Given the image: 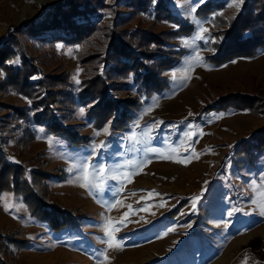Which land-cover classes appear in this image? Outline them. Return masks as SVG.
I'll list each match as a JSON object with an SVG mask.
<instances>
[{"label": "rangeland", "instance_id": "374dc122", "mask_svg": "<svg viewBox=\"0 0 264 264\" xmlns=\"http://www.w3.org/2000/svg\"><path fill=\"white\" fill-rule=\"evenodd\" d=\"M37 1L0 0V46L12 36L19 38L26 58L35 61L47 77L68 73L70 87L66 90L76 93L86 77L84 66L75 57L82 47L50 42L54 36H64L58 30H48L36 40L14 32L20 25L41 22L50 7L67 0H53L44 6H36ZM209 1L213 0L169 1L175 15L194 24V33L167 42V50L185 48L187 53L178 65L164 72L168 90L146 99L135 98L141 106L124 131L113 130L112 120L96 128L76 102L54 108L53 115L86 136L87 146H71L61 137L48 135L42 126L31 124L34 140L22 148L16 145L21 130L6 115L12 114L10 106L29 107L30 103L14 92H0V155L28 172H50V202L84 214L78 226L55 233L30 216L20 197L0 193V236L19 231L16 240L29 243L21 251L5 253L2 259L7 264H264V150L255 152L249 163L237 165L234 161L240 146L264 129V115L234 109L203 113L228 94L264 103V53L252 63L236 58L218 67L209 66L205 58L213 42L212 16L194 17L195 9ZM224 2L229 14L240 11L241 0ZM106 3L130 13V8H122L116 0ZM75 20L108 27L115 23L110 10ZM167 26L149 19L144 29L173 31ZM200 27L207 30L202 33L204 39L193 40ZM96 41L101 55L106 42ZM21 58L16 51L13 64H19ZM189 65L190 70L185 71ZM99 69L101 73L105 70L104 63ZM3 80L0 72V82ZM32 80L37 81L38 76ZM56 90L58 87L50 89ZM118 96L134 99L135 94L125 91ZM154 122L160 123L144 143L136 145L138 151H129L127 137L135 126H141L136 129L139 133ZM101 141L107 142L101 159L124 167L119 168V175L115 171L109 174L106 182L110 190L93 194L81 186L78 171L69 168ZM105 225L110 239L121 247L107 248L100 242ZM105 248L107 261L96 256Z\"/></svg>", "mask_w": 264, "mask_h": 264}, {"label": "trees", "instance_id": "16d2710c", "mask_svg": "<svg viewBox=\"0 0 264 264\" xmlns=\"http://www.w3.org/2000/svg\"><path fill=\"white\" fill-rule=\"evenodd\" d=\"M116 1L122 3V8H130V13L124 14L117 7L108 5L106 0H67L50 7L41 22L14 28L18 35L34 40L48 30L62 31L64 36H54L50 42L61 41L68 46L82 47L83 50L78 51L75 57L84 66L86 77L76 93L68 90V73L61 77H47L35 61L26 58L19 46V38L12 36L0 46V72L4 76L0 82V92H14L30 103L29 107L10 106L12 114L6 115L17 122V128L21 130L16 145L25 148L34 140L29 126L35 124L42 126L48 135L65 139L71 146H87L89 139L58 121L53 115L54 108L78 102L96 128L112 120L113 130L124 131L132 121L134 111L141 106L135 98L146 99L168 90L164 72L178 65L187 50H167L166 44L173 39L191 36L195 30L194 24L175 15L169 8L170 0ZM101 10H110L115 20L114 27L96 23L78 24L75 20L81 15ZM209 16H212L214 28L211 35L213 42L209 46L211 53L205 58L209 66L218 67L236 58H254L264 52V0H241L240 11L236 15L229 14L224 0L206 2L194 11L196 19ZM149 19L155 25L168 23L176 29L168 32L146 31L144 27ZM96 39L106 42L101 55L98 53L101 46ZM92 49L97 51L88 52ZM16 51L22 57L19 64H13ZM102 63L105 70L101 73L99 67ZM35 76H38L37 81L32 80ZM128 79L130 84L124 81ZM56 87L58 90L50 91ZM125 91H133L134 99L118 96ZM229 109L264 115L262 101L233 94L218 99L203 113ZM260 150H264V129L240 146L234 161L237 165L249 163L254 153ZM49 178L50 172H28L24 166H14L5 160V155H0V193L20 197L30 216L55 233L78 226L83 213L50 202ZM18 232L0 236V264H7L2 259L5 253L28 247L27 241L16 240L20 236Z\"/></svg>", "mask_w": 264, "mask_h": 264}, {"label": "snow or ice", "instance_id": "6c2138e0", "mask_svg": "<svg viewBox=\"0 0 264 264\" xmlns=\"http://www.w3.org/2000/svg\"><path fill=\"white\" fill-rule=\"evenodd\" d=\"M238 7V5H237ZM207 30L200 27L198 29L197 34L192 38L193 40L197 39H204V36L202 33L206 32ZM185 44L188 43L187 40L184 41ZM199 57L197 56V60ZM190 65L185 71L190 70ZM175 79V74L174 77ZM187 77H185L186 79ZM79 83V81H77ZM191 115V113H190ZM160 122H154L153 125L146 126L143 128L139 133H137L136 129H140V125H136L135 128L132 130V132L127 137L128 144L130 145L129 151H138L136 148L137 144L144 143V140L151 134V132L155 128V124H158ZM189 127H193V125H189ZM97 135L99 133H96ZM107 148V142L101 141L98 145L94 144L91 152L89 155L79 158L77 160H74L70 164L69 170L72 171L73 169L77 170L79 173V179L82 181L81 186L88 189L90 193L93 194H102L107 190H110L107 185V179L109 177V174L112 172H116L117 175H119V168L124 167V165H117V166H111L108 165L104 160L101 159L103 151ZM154 151V150H153ZM139 165H137L138 167ZM196 198H193L195 201ZM195 207V204L193 205ZM5 210L7 211L8 208L5 206ZM229 215H232L230 212ZM103 231L105 232V236L103 238H98L101 243H104L107 245V248H119L122 245L119 242H113L110 239L111 233H109L107 226L105 225L103 228ZM107 248L98 250L96 253L97 257L103 256L105 261L108 260V257L105 255Z\"/></svg>", "mask_w": 264, "mask_h": 264}, {"label": "crops", "instance_id": "0c3cea01", "mask_svg": "<svg viewBox=\"0 0 264 264\" xmlns=\"http://www.w3.org/2000/svg\"><path fill=\"white\" fill-rule=\"evenodd\" d=\"M169 29H172V30H174L175 29V27L173 26V25H170V24H168V26H167ZM177 43H179V41H176ZM264 53V52H263ZM255 59L256 58H254V59H245V58H238V59H236L235 61H243V62H246V63H252L253 61L255 62Z\"/></svg>", "mask_w": 264, "mask_h": 264}, {"label": "bare ground", "instance_id": "6f19581e", "mask_svg": "<svg viewBox=\"0 0 264 264\" xmlns=\"http://www.w3.org/2000/svg\"><path fill=\"white\" fill-rule=\"evenodd\" d=\"M51 2H53V0H38L36 2V6H44V5H48Z\"/></svg>", "mask_w": 264, "mask_h": 264}]
</instances>
